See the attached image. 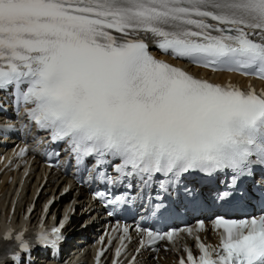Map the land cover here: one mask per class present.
Wrapping results in <instances>:
<instances>
[{"label": "snow or ice", "instance_id": "snow-or-ice-1", "mask_svg": "<svg viewBox=\"0 0 264 264\" xmlns=\"http://www.w3.org/2000/svg\"><path fill=\"white\" fill-rule=\"evenodd\" d=\"M152 45L213 71L264 80V0H0V91H9L17 113L23 106L51 142H64L78 165L92 158L90 171L113 167L115 178L98 172L110 186L127 180L131 188L136 178L150 187L162 174L157 183L167 192L184 174L229 170L231 190L216 198L248 206L252 197L237 182L253 174V165L264 166V89L198 78L156 58ZM260 192L252 206L262 214L217 216L219 245L199 243L201 254L189 249L187 264H264V187ZM109 195L95 193L109 205L130 202ZM147 207L151 217L167 211L162 200ZM61 227L42 228L40 243L55 248ZM136 229L144 247L176 235ZM128 232L124 226L122 241ZM22 237L5 239L28 252Z\"/></svg>", "mask_w": 264, "mask_h": 264}]
</instances>
